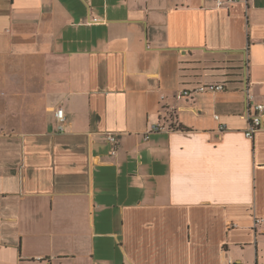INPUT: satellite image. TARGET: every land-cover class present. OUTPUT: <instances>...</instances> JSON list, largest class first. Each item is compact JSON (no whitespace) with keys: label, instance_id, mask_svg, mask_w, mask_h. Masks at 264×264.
I'll return each instance as SVG.
<instances>
[{"label":"crops","instance_id":"1","mask_svg":"<svg viewBox=\"0 0 264 264\" xmlns=\"http://www.w3.org/2000/svg\"><path fill=\"white\" fill-rule=\"evenodd\" d=\"M216 1L0 0V264H264V0Z\"/></svg>","mask_w":264,"mask_h":264},{"label":"built area","instance_id":"2","mask_svg":"<svg viewBox=\"0 0 264 264\" xmlns=\"http://www.w3.org/2000/svg\"><path fill=\"white\" fill-rule=\"evenodd\" d=\"M235 0H217L216 3L219 7L231 4ZM224 89L223 85H201L198 86L196 89L191 91H183L180 93L177 98H188L193 93H206V92H216V91H222ZM251 107V106H250ZM252 109L254 111L253 116H250V122L249 125L244 133L245 137L248 139H251L254 135V133L261 127L262 121H261V114L264 111V105L260 104H254L252 105ZM55 118L57 120V131L61 132L63 131V124H64V114L62 110H57L55 112ZM215 119L217 117L215 116ZM163 128V127H162ZM160 125H156L155 127H152V131H159L162 129ZM106 141L111 145V151L110 154L114 156L116 154L117 148L119 146L118 139L116 136H114L112 133H107L105 135ZM254 225H264V219H254ZM226 264H240L239 262L234 261L230 257L226 259Z\"/></svg>","mask_w":264,"mask_h":264},{"label":"trees","instance_id":"3","mask_svg":"<svg viewBox=\"0 0 264 264\" xmlns=\"http://www.w3.org/2000/svg\"><path fill=\"white\" fill-rule=\"evenodd\" d=\"M178 129H180V130H187L185 127H182V126H179Z\"/></svg>","mask_w":264,"mask_h":264}]
</instances>
